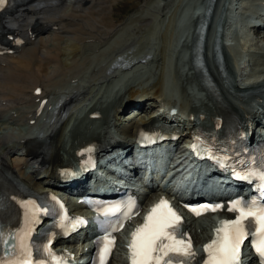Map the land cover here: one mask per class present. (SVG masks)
Returning a JSON list of instances; mask_svg holds the SVG:
<instances>
[{"label": "bare ground", "instance_id": "6f19581e", "mask_svg": "<svg viewBox=\"0 0 264 264\" xmlns=\"http://www.w3.org/2000/svg\"><path fill=\"white\" fill-rule=\"evenodd\" d=\"M118 3L123 6L131 3L135 8L133 14L123 19L116 18L113 12L115 6L117 9ZM175 3L176 0H32L3 18L1 23L10 45L0 47V119L6 118L14 121L15 124L26 126L34 122L39 114L45 112L50 104L56 111L51 116L53 121L46 125V132L39 136L43 142H51L46 152L28 151L27 146L35 144L36 139L28 138L29 135L23 136L26 130H18L13 126L12 129L3 128L10 123L0 125V159L27 188L33 192L50 187L65 189L71 193L84 191L86 188L84 177L73 178L71 187L62 182L65 176L63 169L79 167L85 157V150L102 149L111 138L107 136L108 132L88 136L77 128L72 133V146L67 148L63 131L67 126V117L75 113L76 107L72 104L107 97L102 93L103 84L109 85V81L115 82L120 76H125L122 74L127 73V70L118 74L121 68L130 67L128 70L132 68V65L127 63L120 64L122 56L117 55L129 46L137 47L141 44L142 47V51L137 48L132 56L135 58L143 54V58L133 65L142 63L143 66L147 65L153 69L157 61L163 62V59H167L165 50H162V55L155 60L156 52L153 53L156 51L155 48H151L153 51L145 49H147L146 45L154 46L153 39L160 36L154 28L161 20L167 18V11ZM174 23V16H171L168 27H172ZM144 30L147 33L145 35L142 34ZM140 35L142 38H139ZM175 41L173 33L169 32L161 38V42L167 48ZM63 44H67L68 51L62 47ZM210 46L208 39L206 48ZM249 51L252 50L246 52ZM247 53L246 57H242L245 66L252 65L251 62L248 63L251 58ZM66 56L68 60H64ZM129 61L133 62V60ZM116 65L118 66L114 67ZM212 75L224 98L212 100V106L205 109L206 115L203 117L195 115V121H199L210 132L221 134L225 128L221 125L219 110L228 108L238 114L239 121L244 123L248 134L251 135L252 126L258 122L260 114L228 100L229 92L225 80L215 64ZM81 76L91 83L89 87L78 86L77 82ZM196 78L198 79V75ZM261 78H264V75L254 79ZM149 81L144 79L140 81L137 78L135 80L137 83L127 88L124 96L112 109V117L115 119L113 125L116 129L121 127V139L128 140L134 136L140 123L159 113L158 110L155 113L150 112L147 117L140 120L135 118L128 122L124 121L123 113L132 106L142 112L151 107L152 110L161 107L158 106L160 103L158 98H163L166 93L164 77L161 75L158 80L144 87ZM262 88L264 84L252 88V91L258 94V90ZM52 100L60 103H49ZM152 101L156 104L148 108L147 104H152L150 103ZM261 101L264 103V98ZM163 104L166 106L169 102L165 101ZM258 111L263 110L258 109ZM89 114H100L101 117L104 115L103 119H105L107 111L93 108ZM167 117L165 119H170L171 115L167 114ZM179 118L173 116L172 123L182 125L183 121ZM188 118L184 124L186 130L194 127L193 117L189 115ZM107 123L108 121L104 125ZM79 125L80 122L78 127ZM0 189L3 193H12L11 189L2 182ZM2 214L0 210V222H2ZM7 223L11 224L10 221ZM67 247L70 248V245L68 244Z\"/></svg>", "mask_w": 264, "mask_h": 264}, {"label": "snow or ice", "instance_id": "6c2138e0", "mask_svg": "<svg viewBox=\"0 0 264 264\" xmlns=\"http://www.w3.org/2000/svg\"><path fill=\"white\" fill-rule=\"evenodd\" d=\"M6 0H0L2 6ZM256 177L264 186V168L259 173L249 171L247 176H238L241 179ZM26 210V228L16 236H5L0 232V242L9 243V238L17 240L19 259L13 261L0 260V264H46L44 261H34L32 246L29 241L31 225L38 219L39 209L35 204H24ZM222 206L215 205L209 211H218ZM197 216L201 211L197 208L190 209ZM229 211L236 213V219L225 220L216 229L215 239L205 247L206 259L200 264H240L241 250L244 242L252 237L250 245L254 248L260 264H264V200L249 201L237 200L230 204ZM47 212V209H44ZM108 215V213H105ZM125 215L112 231H120ZM83 223V221H76ZM182 231V218L171 208L166 200H161L146 217L142 227L132 234L128 246L130 264H196L195 253L192 250L191 240L185 241ZM97 254L99 264H107V258L115 245V238L106 235L104 239L97 240ZM9 250H12L9 248Z\"/></svg>", "mask_w": 264, "mask_h": 264}, {"label": "rangeland", "instance_id": "374dc122", "mask_svg": "<svg viewBox=\"0 0 264 264\" xmlns=\"http://www.w3.org/2000/svg\"><path fill=\"white\" fill-rule=\"evenodd\" d=\"M156 1V0H155ZM179 3H180V0L178 1ZM241 5L242 6H246V5H249L250 3L247 1V0H241ZM119 4V3H118ZM173 6L171 5L170 6V10H168L167 11V13H169L170 11H171V8H172ZM134 7H133V5L130 3V4H125L124 6H123V4H119V5H117V9H116V6H115V10H114V12H113V14H114V16L116 17V18H118V19H123V17H128L129 15H131V14H133V12H134ZM176 12V11H175ZM175 12L173 13V14H175ZM136 13V12H135ZM237 13L238 14H240V16H244L245 14H247V10L244 8V10H238L237 11ZM173 14H172V16H173ZM166 21H167V19H166ZM170 23V22H169ZM169 23L167 24V26H166V28H164V30L160 33V36H159V38H158V44H159V46L157 47V51H156V54H155V60H157L158 59V57H160L161 55H162V47H163V49H164V43L163 42H161V38H162V36L166 33V32H168L169 31ZM241 25H243V22L241 23ZM244 30H245V34H246V36L245 37H247L248 38V40L247 41H245L244 39H242V45L243 44H246V46H245V50L250 46L251 48H249L250 50H252L253 51V53H252V55L250 56V61L253 63L258 57H259V55H261L262 53H263V51H262V48L264 47V40H260V39H252L251 40V35H254V37L253 38H255V33H252V31H250L249 32V34L247 33L248 32V29L247 28H244ZM145 31V32H144ZM143 31V33L142 34H147L146 33V30H144ZM141 37V35L139 36V38ZM142 38V37H141ZM259 38V37H258ZM69 43H70V41H68ZM141 45V44H140ZM62 47H65L66 48V50L68 51L69 49H67V44H63L62 45ZM139 48V47H138ZM159 53H160V55H159ZM229 57L227 56V59H228ZM65 59H67L68 60V58H67V56L66 57H64V60ZM231 61H230V58L228 59V63H229V66H230V63ZM139 64V65H138ZM135 65H137V66H135ZM135 65H133V66H135L133 69H132V73L133 74H136V76L131 80V82H134V80H135V78H139V76L141 75V72H143V71H149V70H151V68H149V66H143L142 65V63H137V64H135ZM153 68L154 69H156L155 71L153 70V72L156 74V77H154V78H152V79H154V80H152L153 82L154 81H156V80H158V78H159V76H160V74H161V69H162V62H160V60L159 61H157L156 62V64L153 66ZM165 68V67H164ZM249 68L250 69H253V67L251 66V64L249 65ZM125 69V68H124ZM160 69V70H159ZM152 81H149L144 87H147L149 84H151V83H153ZM141 84V83H140ZM138 85V84H137ZM142 85V84H141ZM162 99L163 98H161V97H159L158 98V103L160 102L161 103V101H162ZM150 103H152V104H147V107H150V105H152V106H154L155 104H156V102H150ZM159 103V104H160ZM152 108V107H151ZM157 108V107H156ZM133 111H135V112H133ZM150 111H152V112H156V111H158V108L157 109H149V110H145L144 112H142L141 110H135V107H131V108H129L124 114H123V117H124V115H125V120H124V118H123V120L124 121H126V122H128V121H131V120H135V118H137L138 120H140V119H142L143 117H147V115H148V113H150ZM107 115H108V113H107ZM106 115V118L105 119H103L102 120V122L104 123V122H107V120H108V116ZM4 122H1L0 121V125L1 124H3ZM14 127V128H16V129H18V130H22V131H24V130H26L25 128H26V126H25V124L24 125H22V124H13V125H4L3 126V128H9V127ZM12 129V128H11ZM79 129H82V127H80ZM211 219H205V220H203L202 222H201V225L199 226V227H197L196 229H195V232L196 233H194L193 231H192V236H193V238H194V240H196L197 242L199 241V238H202L203 237V235L205 234L204 232H207L208 231V229H209V226H210V224H211ZM116 258H117V260H116ZM118 260H119V254H117L116 256H115V260H114V262H113V264H120L119 262H118Z\"/></svg>", "mask_w": 264, "mask_h": 264}]
</instances>
